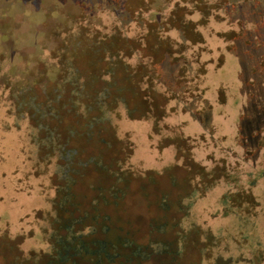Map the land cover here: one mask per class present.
Returning a JSON list of instances; mask_svg holds the SVG:
<instances>
[{"label":"rangeland","instance_id":"rangeland-1","mask_svg":"<svg viewBox=\"0 0 264 264\" xmlns=\"http://www.w3.org/2000/svg\"><path fill=\"white\" fill-rule=\"evenodd\" d=\"M72 152L127 179L134 264H264V0H0V264L54 254L67 173L88 208Z\"/></svg>","mask_w":264,"mask_h":264},{"label":"flooded vegetation","instance_id":"flooded-vegetation-1","mask_svg":"<svg viewBox=\"0 0 264 264\" xmlns=\"http://www.w3.org/2000/svg\"><path fill=\"white\" fill-rule=\"evenodd\" d=\"M71 157L79 164L75 166L76 170H80L82 165L86 168L91 166L93 170L95 169L91 173L95 182H91L93 184V186L91 185L93 194L87 200L89 203L88 208L81 211L80 203L76 202L77 197L72 196V190L77 182L79 172L76 171L75 175L67 173L63 176L64 183L60 190V201L62 202L59 203V210L61 211L58 210L56 218L59 223V233L64 234L57 236L54 254H50L44 260H41L38 256L34 257L35 255L23 256L19 244L10 240L8 241L9 248L15 251L11 264H134L135 257L142 256L141 251L138 247L133 248L129 242L130 240L122 234L121 227L113 221L108 213V209L117 207L124 202L127 179L123 174L114 173L113 169L108 171L107 167L105 168L104 165L99 163L100 157H97L98 161L89 158L81 161L76 152H72ZM119 171L120 168H118ZM108 176L114 177V184L94 186L96 185L94 183L99 182L101 179L107 180ZM81 196L83 197V195ZM67 205L73 206L70 212H75L79 208L80 214L68 213L67 219L61 220L62 216H65L63 214L68 210ZM83 223L94 229L92 233L96 234L95 231L97 232L94 238L86 240L80 234L74 235L77 234L74 229L76 225L74 224L81 225ZM69 238L71 240H68Z\"/></svg>","mask_w":264,"mask_h":264},{"label":"trees","instance_id":"trees-1","mask_svg":"<svg viewBox=\"0 0 264 264\" xmlns=\"http://www.w3.org/2000/svg\"><path fill=\"white\" fill-rule=\"evenodd\" d=\"M123 44L122 45H119V48L120 47H123V46H125L126 45V48L128 49L130 46L131 47H135V46H137L138 47V45L136 44V42L133 40V39H123ZM130 43V44H129ZM129 47H128V46ZM119 48H117L116 50L119 52L121 49H119ZM124 48V47H123ZM123 50H126L125 48L123 49ZM118 62H119V65L121 66L122 65V67H125V62H124V60H122V59H118ZM134 72L136 73L135 75L136 76H132L131 75V71L128 69V72L126 73V75L128 76V82L127 83H129L131 86H133L134 87V89H135V92H136V94L138 95V100H139V102L141 103V105H142V108H143V112L144 111H147V112H150L153 108H157L158 107V102L156 101V98H152V99H150V97H149V94H148V92L146 91V90H143V89H141V86H140V83L142 82L141 81V66H138L135 70H134ZM133 77V78H132ZM130 78H132V80H131V82L129 81V79ZM126 79V78H125ZM125 82V81H124ZM137 83V85H136V87L134 86V84H136Z\"/></svg>","mask_w":264,"mask_h":264}]
</instances>
